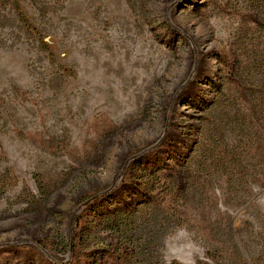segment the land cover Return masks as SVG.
<instances>
[{
	"label": "rangeland",
	"instance_id": "374dc122",
	"mask_svg": "<svg viewBox=\"0 0 264 264\" xmlns=\"http://www.w3.org/2000/svg\"><path fill=\"white\" fill-rule=\"evenodd\" d=\"M229 226L263 258L264 0H0V264H239Z\"/></svg>",
	"mask_w": 264,
	"mask_h": 264
},
{
	"label": "trees",
	"instance_id": "16d2710c",
	"mask_svg": "<svg viewBox=\"0 0 264 264\" xmlns=\"http://www.w3.org/2000/svg\"><path fill=\"white\" fill-rule=\"evenodd\" d=\"M88 208V207H87ZM87 212V210L85 211V213ZM89 214H95L94 212H90V210L88 209ZM229 231L231 233V237L230 240L228 241H221L219 242V250L221 249L222 255L224 253H227L225 258L227 260H230V262L234 261L233 259H235L237 262H239V264H264V255L260 256L263 258H257L256 257H250L245 250L243 249V244L241 243V241L239 240V238L236 235L235 230L233 229L232 226H229ZM205 229H207L205 227ZM120 256H118V260H119ZM80 258L77 260V264H81L80 263ZM116 262V259H115ZM99 264V261L97 259V257H88L86 259V261L83 264ZM73 264V263H71ZM173 264H177V263H173ZM234 264V263H231Z\"/></svg>",
	"mask_w": 264,
	"mask_h": 264
}]
</instances>
